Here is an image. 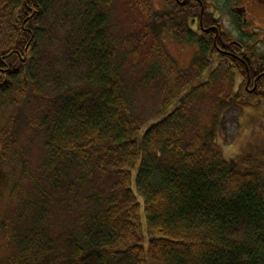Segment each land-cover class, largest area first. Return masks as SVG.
Here are the masks:
<instances>
[{
    "label": "trees",
    "instance_id": "1",
    "mask_svg": "<svg viewBox=\"0 0 264 264\" xmlns=\"http://www.w3.org/2000/svg\"><path fill=\"white\" fill-rule=\"evenodd\" d=\"M202 1L215 44L196 0H0V264H264V150L217 144L221 112L264 101V37Z\"/></svg>",
    "mask_w": 264,
    "mask_h": 264
},
{
    "label": "rangeland",
    "instance_id": "2",
    "mask_svg": "<svg viewBox=\"0 0 264 264\" xmlns=\"http://www.w3.org/2000/svg\"><path fill=\"white\" fill-rule=\"evenodd\" d=\"M212 4L215 10V16L219 14L220 19L224 27L235 37H246V41L253 42L255 37H264V10H256L254 12L255 4H258L257 0H204ZM153 8H160L164 0H151ZM246 7V9L251 13L253 21L250 23L248 20L242 26V30H239L234 25L235 16L232 15V11L235 7ZM1 11V9H0ZM5 12H0V16H5ZM4 14V15H3ZM238 14V13H237ZM246 17L247 15L244 14ZM241 18V16L239 15ZM243 17V14H242ZM11 19L10 17H7ZM249 19V18H248ZM14 20V17H13ZM8 21V20H7ZM7 24H11L12 22ZM254 33L256 36H254ZM167 47L172 55L176 58L180 66H187L190 58L192 57L193 49L187 45H178L177 43H171L167 41ZM256 48L264 51V43L257 42ZM207 74V72H206ZM205 74H203L204 78ZM199 79V80H201ZM239 79L235 80V87L239 83ZM210 92V91H209ZM215 95L210 92V97ZM139 99H143L139 96ZM142 103V101H139ZM144 102V101H143ZM13 110L12 106L5 105L0 108V127H3L9 119V114ZM20 110V109H19ZM20 113V112H19ZM222 124L224 129L219 133L217 137V144L222 151V154L227 159H238L241 166L244 165L243 157H248L247 155H256L257 152L264 150V101H259L255 105H237L227 109L224 113L221 112ZM208 124L210 118H207ZM10 123L7 124L9 126ZM1 129V128H0ZM19 133V132H18ZM18 133L14 132V135L8 139L6 142L7 147H4L0 143V174H4L0 178V213L3 211V207H11L9 204V191L4 184H6L5 179L8 176H12V180H15L17 175L15 174V169L17 167L11 164L9 157L17 149V145L12 143L13 140L18 139ZM20 134V133H19ZM38 143H35L32 147V154L36 158L40 154L38 149ZM10 151H9V150ZM9 155V156H8ZM8 156V157H7ZM254 157V156H253ZM253 159V158H251ZM14 175V176H13ZM1 216V215H0ZM4 249L1 244L0 237V257L3 255Z\"/></svg>",
    "mask_w": 264,
    "mask_h": 264
},
{
    "label": "flooded vegetation",
    "instance_id": "3",
    "mask_svg": "<svg viewBox=\"0 0 264 264\" xmlns=\"http://www.w3.org/2000/svg\"><path fill=\"white\" fill-rule=\"evenodd\" d=\"M198 3H199V5H200V13H199V24H200V27L202 28V30H206V31H208V30H213V33H214V36H213V40H214V44H215V39L217 38V35H218V27H217V25L216 24H210L208 27H206V28H203V26H202V16H203V10H204V3H203V1L202 0H196ZM257 2H258V4H255V5H253L255 8H254V12L256 11V10H261V11H263L264 10V0H257ZM180 3H182V2H180ZM233 14L234 15H236V19H237V22L240 20L241 21V23H243V25L244 26H246L245 24V22H247L248 20L250 21V23L253 21V19H252V15H251V13L246 9V7H243V6H241V7H235L234 9H233ZM238 13V14H237ZM242 14H243V17H242ZM244 14H246L247 15V17L244 15ZM239 15L241 16V18L239 17ZM249 18V19H248ZM245 23V24H244ZM252 24V23H251ZM250 75H249V72H248V69H247V79H246V82H245V88L246 89H248V86H249V84H250V82H251V80H250V77H249ZM258 78L259 77H255L254 79H252V87H251V89H249V91L250 92H252V91H254L255 89H256V87H257V80H258Z\"/></svg>",
    "mask_w": 264,
    "mask_h": 264
}]
</instances>
